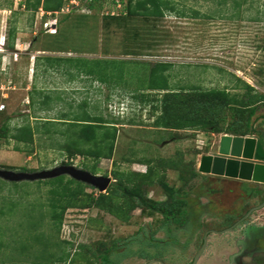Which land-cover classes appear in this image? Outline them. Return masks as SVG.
I'll list each match as a JSON object with an SVG mask.
<instances>
[{"label":"rangeland","instance_id":"rangeland-1","mask_svg":"<svg viewBox=\"0 0 264 264\" xmlns=\"http://www.w3.org/2000/svg\"><path fill=\"white\" fill-rule=\"evenodd\" d=\"M234 1L172 0L177 11L185 12L184 17L176 15L177 11H165L162 17L146 18L127 15L126 0H98L92 8L83 0H64L55 13L40 8L33 13L25 8V0H0V106H4L0 127L5 123L11 129L26 123L38 127L31 152L15 151L16 146H24L0 140V168L41 171L68 162L59 149L67 139L62 134L66 124L58 118L62 113L71 118L84 109L91 116L117 123L114 153L111 160L99 162L78 156L71 165L106 176L111 184L127 179L131 180L127 184H133L139 180L137 175L147 171L145 162L150 160L153 175L151 181H143L145 198L169 203L158 183L164 180L180 194H187L189 208L185 224L167 231L160 214H150L138 205L123 214L115 208L107 212L84 207L83 196L65 211L59 233L48 216L31 231L29 207L44 204L41 213H46L51 186L33 184L16 192L11 183L0 179V211L5 212L0 214V264H97L92 254L113 243L120 249L110 256L113 264L151 260L191 264L206 232L229 228L264 201V184L198 172L201 157L216 153L220 137L231 134L211 128L159 130L153 126L152 104L144 105L135 98L140 92L160 96L145 90L146 68L156 63L172 64L167 75L174 89L228 88L232 94H242L240 86L231 89L239 85L235 79L239 78L264 95V0H238L240 7H234ZM192 11L199 16L192 17ZM10 30L13 39H9ZM46 58L62 61L49 63ZM37 92L51 98L43 110H37L41 100ZM234 120L232 112L225 110L218 125L225 129ZM41 121L56 122L52 132L42 133ZM249 126L253 131L244 137L259 140L264 132L263 108L250 118ZM169 160L182 163L174 170L162 165ZM90 192L85 190V194ZM11 200L18 205L9 214ZM261 228L264 208L225 233H209L197 264H264ZM36 233L50 238L49 248H45L46 237L40 235V245L29 247ZM152 237L155 243L150 247ZM139 251L161 257L143 260ZM36 252L55 257L35 261ZM61 256L63 261L55 259Z\"/></svg>","mask_w":264,"mask_h":264},{"label":"trees","instance_id":"trees-1","mask_svg":"<svg viewBox=\"0 0 264 264\" xmlns=\"http://www.w3.org/2000/svg\"><path fill=\"white\" fill-rule=\"evenodd\" d=\"M97 1L98 0H83L88 8H92ZM110 1L112 3L116 2V0ZM118 1L122 2L123 0ZM234 3V7H240L242 5L238 0H235ZM63 5L64 0H25V8L31 10L33 13L39 8L45 13H55L60 11ZM126 9L127 15L129 16H141L146 18H158L162 17L165 11H177L172 0H126ZM176 15L184 17L185 12L180 10L176 12ZM191 16L196 18L199 16V13L197 11H192ZM9 37V39H13V30L9 31ZM46 61L50 63L52 61H62V59L46 58ZM171 65L172 64L169 63H156L153 67L149 69L146 68L148 71V79L146 81L145 90L156 91V94L160 96H151V94L141 92L135 96V98H140V102L144 105H148L149 103L152 104V113L155 115L153 126L155 128L164 131L198 129L206 131L208 128H211L213 132H224L234 136H245L253 131L249 126L250 118L255 115L259 108L264 109L263 94L255 92L253 87L239 78H235L239 85L231 89L235 90L240 86L244 91L242 94H232L228 88L223 90L191 89L186 92L185 89L182 88L174 89L171 88L168 82L169 76L167 75V71H169ZM105 81L101 80V83H106L107 81ZM161 92L164 93L160 94ZM37 94L41 97V100L37 103V110L47 108L51 98L48 95H43L41 92H37ZM31 103L34 105L35 102L31 99ZM85 105L86 103L84 102L79 107L82 108ZM225 110L232 112L235 120L232 122V125L224 129L219 127L218 119H220V114ZM69 116L68 113H62L60 114L61 118H58L59 121H64L63 123L66 124V129L62 134L67 135V139L59 146V149L63 150L68 158V162L63 164L71 165L72 160L78 156L91 158L95 160V162H99L102 159L111 160L117 139V123L115 121L111 122L106 120L100 115L91 116L84 109L79 113L72 114L71 118H69ZM41 122H43L40 126L43 128L42 133L44 134L52 132L50 128L56 123L54 121ZM37 131L38 127L34 128L29 123L13 129L5 123L0 127V140L3 139L7 142L13 140L17 144L24 146V148L16 146L14 149L15 151L31 152L32 146L34 145V135ZM54 131L55 130H53V133H55ZM180 163H182V161L169 160L162 163V165L177 170ZM145 164L147 166V171L144 174L137 175L139 179L138 182L127 184L131 180L127 179L126 182L119 181L116 184H110L105 193L96 192L97 190L94 188L77 182L67 176H60L50 180L11 183V186L16 192H18L20 188H28L33 184L38 186H51L48 191V196L46 197L45 205L49 208L46 213H41V207L44 204L39 203L36 205L38 207H35V205L29 207L30 211L27 214V224L31 231H35L39 228L42 220L45 216H48L55 227L54 230L56 233H59L65 211L75 207L76 202L83 196L86 197L84 202L82 201L84 207L94 206L98 209L106 210L107 212H113L112 210L115 208L118 213L123 214L138 205L149 211L150 214H160L162 216L161 224L167 231L171 226L182 227L188 217L187 209L189 208H187V194H180L167 182L160 180L158 183L169 198V203H155L147 200L142 191V185L143 181H151L153 168L150 160H147ZM7 169L14 170L15 168L7 167ZM20 171L34 172L24 168L20 169ZM193 177H196V173L193 174ZM86 189H90L91 192L85 194ZM24 192L25 194L27 193V191ZM22 197L23 196H20L19 199ZM114 200L116 202H114ZM17 205L18 201H9L6 213H12ZM0 214L5 215V212L1 210ZM140 229L142 230V227ZM38 235L42 238L46 237L43 233L33 234L31 237L33 243L29 245L30 248L32 245H40L41 239ZM46 239L48 245L45 248L47 249L50 245V238L46 237ZM148 240H150L149 246L152 247L155 243V239L152 237V239L149 238ZM1 246L2 242L0 241V247ZM118 250H120L119 247L113 243L111 247L106 248L101 253L95 252L92 255L96 260L98 259L97 264H113L111 263L112 259L110 256ZM38 251H40V249H38ZM22 252L23 250H21V253ZM139 253L140 258L143 260L159 259V257H161L153 253H143L142 251H139ZM49 257L55 256L48 253L47 257H44L43 254L38 253L34 260L40 261L44 259L48 261ZM55 259H57V261H63L64 256ZM33 264L42 263L36 262Z\"/></svg>","mask_w":264,"mask_h":264},{"label":"water","instance_id":"water-1","mask_svg":"<svg viewBox=\"0 0 264 264\" xmlns=\"http://www.w3.org/2000/svg\"><path fill=\"white\" fill-rule=\"evenodd\" d=\"M262 141L255 137L223 135L220 137L217 152L201 157L198 172L215 177H223L255 184H264V132ZM60 176H67L77 182L88 185L99 193H105L111 179L98 176L87 170L77 168L73 165H59L51 169L34 172L13 171L0 168V179L9 183H20L24 181L34 182L38 180H50ZM264 208V201L250 209L235 224L223 231H208L203 237V242L191 264H197L207 245L209 233H225L240 223L244 222L253 212ZM146 264H164L160 260H151Z\"/></svg>","mask_w":264,"mask_h":264},{"label":"flooded vegetation","instance_id":"flooded-vegetation-1","mask_svg":"<svg viewBox=\"0 0 264 264\" xmlns=\"http://www.w3.org/2000/svg\"><path fill=\"white\" fill-rule=\"evenodd\" d=\"M263 134V133H262ZM262 134H261V136L259 137V141H261L262 143H263V141H262ZM253 137V136H252ZM264 231V230H263ZM238 264H241V262L240 263H238Z\"/></svg>","mask_w":264,"mask_h":264},{"label":"built area","instance_id":"built-area-1","mask_svg":"<svg viewBox=\"0 0 264 264\" xmlns=\"http://www.w3.org/2000/svg\"><path fill=\"white\" fill-rule=\"evenodd\" d=\"M3 108H4V106H3V105H1V106H0V109H3Z\"/></svg>","mask_w":264,"mask_h":264},{"label":"crops","instance_id":"crops-1","mask_svg":"<svg viewBox=\"0 0 264 264\" xmlns=\"http://www.w3.org/2000/svg\"><path fill=\"white\" fill-rule=\"evenodd\" d=\"M261 229H264V228H261Z\"/></svg>","mask_w":264,"mask_h":264}]
</instances>
